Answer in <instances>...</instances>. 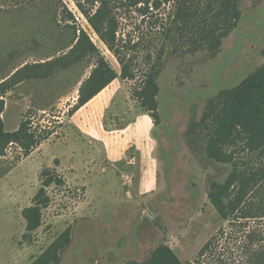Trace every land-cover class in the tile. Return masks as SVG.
<instances>
[{"label":"rangeland","instance_id":"1","mask_svg":"<svg viewBox=\"0 0 264 264\" xmlns=\"http://www.w3.org/2000/svg\"><path fill=\"white\" fill-rule=\"evenodd\" d=\"M142 8L116 9L114 16L117 38L136 44L127 54L137 77L148 59L161 55L156 125L134 96L138 82L119 77L73 121L69 112L94 58L44 80L25 79L0 98L6 132L27 119L30 131L45 138L27 157L13 144L0 156V264H30L68 227L71 242L59 264L142 263L161 245L189 264L220 228L219 255L229 259L235 250L236 234L207 196L233 166L209 159L206 136L199 126L190 135L188 127L201 120L208 99L264 63V0L240 1V19L214 57L206 49L187 51L173 3ZM73 27L119 76L116 59L73 0H0V81L66 54ZM239 159L241 168L263 164L250 155ZM46 170L63 183L45 188L49 203L40 227L27 233L22 211L33 205Z\"/></svg>","mask_w":264,"mask_h":264},{"label":"trees","instance_id":"2","mask_svg":"<svg viewBox=\"0 0 264 264\" xmlns=\"http://www.w3.org/2000/svg\"><path fill=\"white\" fill-rule=\"evenodd\" d=\"M12 1L19 3V0ZM73 1L99 40L116 59L120 67L119 76L100 55L89 37L81 29L73 27L71 43L66 47L70 49L66 54L44 63L25 65L2 79L0 98L25 79L44 80L84 59L94 58V67L88 78L81 83L77 103L69 113L73 115L119 77L123 81L138 82L134 96L141 107L150 113L156 125L159 120L156 78L162 66L161 55L156 60L148 59L141 77H137V64L127 54V51L135 49L136 44L127 46V42L117 38L118 22L114 16L115 10L143 7L142 10L147 11L149 5L158 9L162 4L173 3V23L176 24L179 35L189 42L187 51L192 53L206 49L214 57L222 40L236 27L240 19L241 0ZM69 20H73L70 14ZM3 112L4 102L0 99V156L4 155L8 145L13 144L27 157L45 138L38 139L30 131V122L27 119L20 122L16 131L6 132L1 119ZM197 126L200 127L199 135L206 136L207 157L214 162L233 166L223 183L210 185L207 196L220 218L236 234V240L235 250L230 252L229 259L224 254L219 255L220 239L225 235V230L220 228L189 264H264V63L237 86L208 99L201 120L198 123L192 120L188 133L191 135ZM240 155L253 156L263 164L241 168L238 162ZM42 175V187L33 197V205L22 211L27 233L40 227L41 208L49 203L45 188L52 183H63L61 178L52 176L49 170ZM249 222L252 223L250 227L247 226ZM70 242L71 229L68 227L30 264H59L60 254ZM223 252L229 253V249L225 247ZM127 264L183 263L168 246L161 245L144 262Z\"/></svg>","mask_w":264,"mask_h":264},{"label":"crops","instance_id":"3","mask_svg":"<svg viewBox=\"0 0 264 264\" xmlns=\"http://www.w3.org/2000/svg\"><path fill=\"white\" fill-rule=\"evenodd\" d=\"M102 92V91H101ZM100 92V93H101ZM99 95V94H98ZM97 96H95L92 100H90L87 104H85L83 107H81L79 110H77L75 113H74V116H73V121H75V119H76V117H77V115H80L79 113H82V112H80V111H87L86 109V107H89L88 105L96 98ZM98 107V106H97ZM96 107V108H97Z\"/></svg>","mask_w":264,"mask_h":264}]
</instances>
